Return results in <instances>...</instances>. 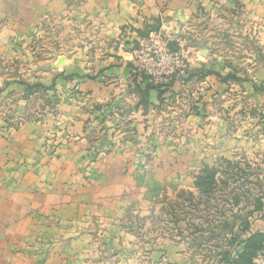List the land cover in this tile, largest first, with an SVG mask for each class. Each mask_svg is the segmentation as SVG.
<instances>
[{
    "label": "crops",
    "instance_id": "1",
    "mask_svg": "<svg viewBox=\"0 0 264 264\" xmlns=\"http://www.w3.org/2000/svg\"><path fill=\"white\" fill-rule=\"evenodd\" d=\"M216 1L227 9L212 7ZM208 17L226 24L217 29L227 35L221 42L257 33L256 56L249 42L234 60V46L227 44L220 54L211 43L193 41L184 45L187 72L172 82L151 84L136 70L132 51L138 39L153 29L194 27ZM45 18L81 27L84 48L67 45L79 52L66 56L62 74L50 66L26 79L20 67L28 36L39 33ZM233 18L254 27L234 28ZM13 60L16 77L7 69ZM255 64L250 75L246 66ZM237 67L244 69L238 73ZM188 72L201 75L185 81ZM26 82L51 88L34 91ZM191 91V100L171 107L176 94L183 99ZM243 99L241 115L248 120L235 133L240 116H233ZM165 114L178 118L184 136L158 134L157 121ZM233 148L249 154L264 148V0H0V264H114L106 260L109 250L91 247V225H112L115 218L104 215L125 208L123 195L142 192L136 182H144L150 196L158 190L156 179L167 194L197 193L193 182L201 169L230 157ZM258 194L262 209L246 215L248 230H237L234 242L232 235L204 232L192 236L193 246L181 237L146 258L152 264L160 256L164 264H233L249 233H264V189ZM239 209L244 214L237 206L222 219ZM114 237L99 242L108 248Z\"/></svg>",
    "mask_w": 264,
    "mask_h": 264
},
{
    "label": "rangeland",
    "instance_id": "2",
    "mask_svg": "<svg viewBox=\"0 0 264 264\" xmlns=\"http://www.w3.org/2000/svg\"><path fill=\"white\" fill-rule=\"evenodd\" d=\"M211 4L212 7L215 6L219 10L227 9L224 4L219 1L212 2ZM237 9H240V7L233 8V10ZM233 20V23L228 24L232 25L234 28L237 26L252 28L255 24L251 23L249 26L248 23H245V21H242L239 18H233ZM66 22L67 21L64 18H59L58 21L54 20L50 23V20L45 18L38 24L40 25L38 26L40 29L39 33L28 36V42L26 45L27 49L25 52V67H20V72H25L26 79L33 78L35 74H40L44 70H49L50 66L57 67L62 74L64 67L60 66V64L63 63L66 56L79 52L78 50L69 49L67 45H74L77 43L78 49L84 48L81 43L83 37L81 27L67 24ZM220 25L224 26L226 24L220 23L218 19L210 20L208 17L199 21L196 26L188 27L184 30H181L178 25H175L172 28L167 27L172 32L173 37L170 47L172 50H176L178 41L184 40V36H186L187 39L184 45H188V43H192L193 41H201L202 44L206 45L211 43L214 49L217 50V53H220L221 50L220 54L225 53L228 45L234 46L233 53L230 55L233 56L234 60H237L243 56L241 46L246 44L244 42H249L248 47L252 50L254 54L253 56H256L260 45V40L258 39L259 35L257 33L253 34L250 32V36L244 37L246 39L240 34H234L233 38L231 37L230 39L229 37L231 42L229 41L225 43L223 41L221 42V39H225L227 35L220 30L217 32ZM195 31L199 32L198 39H192V36L195 35ZM126 36H128V34L123 31V38ZM87 50L84 54L89 56ZM91 52H94V50H91ZM56 57L57 60L55 62H57V64L47 62ZM13 62H10L7 69L10 76L16 77L19 69L18 66L15 65V60H13ZM39 63H42L40 64L41 66L38 65ZM43 63L47 64L44 66ZM256 66V64L253 66H246L249 69L248 73L250 75L253 74V69ZM237 68L239 70L238 73L244 69L243 67ZM23 69L24 72H22ZM28 84L31 89H34V91L39 89L43 93H47L51 88V85L42 82H26V85ZM192 93L195 92H189L190 97H187V94H185L183 99L178 98L180 93H178V96L176 94L171 107L175 108L179 106V103H181L182 100L189 98L191 100ZM246 104L247 102L245 103L243 99L239 105H237L240 107L239 111H241L239 115L237 114L233 116V119L236 116H240V118H236L233 122L234 126H237L235 133L237 132V129L241 127V124L245 119L244 115L241 114L246 112V109L243 108ZM165 115H163V119H158L157 121L158 126L156 129L158 134H164V136L170 139L172 137L176 139L180 136H184V131L177 128V123L179 122L178 118L172 117V115ZM247 120L248 119H245V121ZM173 127L179 130H175ZM230 129L232 130L233 128L230 127ZM250 138H252V140H257L258 134L256 133V135H252ZM172 150L173 153L177 152L176 148H172ZM231 153L230 157L217 159L213 164L214 166L212 165V167L208 166L201 169L202 172L205 173L211 172L214 168L217 170L215 176L217 181V192H215L216 195L212 194L214 195V198L206 199L204 195H199L194 191L193 195L190 196L187 193L189 191L187 189H181L176 193L167 194L165 191H162L163 185L161 184L160 179H156L155 181L157 185H154L158 190L153 191L154 194L150 196L143 192V189H145L144 182H136L135 189L138 188L142 192H139L135 196H130L128 194L123 195V199L125 200L121 201V203H123V205L125 204V208L121 209V211L118 210L115 214L106 213V215H104V218H115L116 221L113 223L111 222L112 225H104L98 228H96L95 224L90 226V228L93 229L91 234L94 235V239H92V242L94 241V243L91 242V247L94 244L95 250H101L104 252L109 250L106 253L109 254L110 257L106 260H111L114 264H152L150 260L146 258L147 256L150 254H153L154 256L156 254L159 255L160 252H162L163 247L168 244L172 245L175 240H180L181 237L186 240L188 245L193 246L194 243L191 242L193 239L191 235L193 227L206 226L207 224L204 222L207 218L212 223H215L217 215H219L220 212H216V210L212 209L213 206L217 205L218 207H227L228 209L233 208L235 207L233 205L234 201L237 199L235 203L238 204V207H246V203L248 204L245 200L247 196L245 194V196L242 197L241 194L249 191L258 194L264 189V148L254 152L251 151L252 154H249L248 152L246 153L245 150L233 148ZM225 160L229 161V164H227ZM235 165L243 172L237 171L236 173L237 168ZM224 173H231L233 174V177L236 178L230 177L232 175H224ZM201 175L202 174H198L197 176ZM146 179L148 178H142L141 181ZM190 203H196V211L191 210ZM226 204L227 206H225ZM208 207L210 208L208 209ZM203 216H205V218H203ZM179 230H183L181 234L182 236L179 235ZM104 236L107 238H113L115 236L114 239L116 240L113 244L107 242L109 249L106 247L105 243L101 244V242H99V239H102ZM96 238H98V241H95ZM160 257L158 260H155V263L153 262V264H164ZM192 258H194V256L193 251L191 250L187 259L191 260ZM193 263L194 261H191L188 264ZM194 264L198 263L196 262Z\"/></svg>",
    "mask_w": 264,
    "mask_h": 264
},
{
    "label": "trees",
    "instance_id": "3",
    "mask_svg": "<svg viewBox=\"0 0 264 264\" xmlns=\"http://www.w3.org/2000/svg\"><path fill=\"white\" fill-rule=\"evenodd\" d=\"M200 75L201 73L199 72H188L183 80L188 81L191 78L200 77ZM172 80L170 82H172ZM225 161L227 162V164H229V161L227 160ZM236 168H237L236 173L237 171L243 172L238 166H236ZM216 173H217V170L215 168L212 169L211 172L209 173L202 172V175L197 176L194 182V188L196 189L197 193L199 195H204L206 199L214 198V195L212 194L216 195L215 193L217 192L216 191L217 181L215 177ZM224 175H227V176L232 175L230 177H233V174L231 173L229 174L224 173ZM233 178H236V177H233ZM187 193L190 196L193 195L192 191H188ZM245 194L247 196L245 200L248 202V204L246 203V207H244V214L240 212L242 209H239L238 211L232 214L231 219L223 220L222 218L223 217L225 218L226 212H230L229 209L227 207H218L217 205H215L212 207V209L216 210V212H220L219 215H217V217L221 219V222L215 225L211 221H209L207 218L205 219V222H204L207 225L204 227L194 226L191 235L192 236L203 235L204 232H208V235H210L212 238H217L221 235L229 234L233 236V239L230 241V243L234 242V238H235L234 234L236 233L237 230L242 231V232L245 230H248L249 222L246 219V215L247 214L252 215L253 212L260 211L262 209L261 195L254 194L249 191L247 193L241 194V196L244 197ZM235 201H237V199H235ZM235 201L233 205L237 207L238 204H236ZM190 204H191L190 205L191 210L196 211V203L195 204L190 203ZM225 206H227V204ZM209 208L210 207H208V209ZM203 218H205V216H203ZM206 228L207 229L212 228V229L207 230ZM182 232L183 230L178 231L179 234H182ZM245 241H246V244H245L243 252L237 256L233 264H250L255 252L257 250L264 249V233L250 232L249 236L245 239ZM224 255H226V257H224ZM223 259L228 260V252L226 254L225 253L223 254Z\"/></svg>",
    "mask_w": 264,
    "mask_h": 264
},
{
    "label": "built area",
    "instance_id": "4",
    "mask_svg": "<svg viewBox=\"0 0 264 264\" xmlns=\"http://www.w3.org/2000/svg\"><path fill=\"white\" fill-rule=\"evenodd\" d=\"M172 40L169 28L153 29L138 39L132 56L136 70L144 74L149 83L168 82L187 72L189 61L183 52L184 40L178 41L176 50L170 47ZM250 264H264V249L255 252Z\"/></svg>",
    "mask_w": 264,
    "mask_h": 264
}]
</instances>
